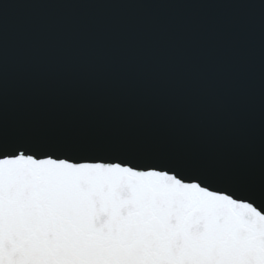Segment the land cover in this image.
<instances>
[{"label":"snow or ice","instance_id":"snow-or-ice-1","mask_svg":"<svg viewBox=\"0 0 264 264\" xmlns=\"http://www.w3.org/2000/svg\"><path fill=\"white\" fill-rule=\"evenodd\" d=\"M0 264H264V44L258 114L192 65L89 70L10 106L5 47Z\"/></svg>","mask_w":264,"mask_h":264},{"label":"water","instance_id":"water-1","mask_svg":"<svg viewBox=\"0 0 264 264\" xmlns=\"http://www.w3.org/2000/svg\"><path fill=\"white\" fill-rule=\"evenodd\" d=\"M261 3L0 0V10L7 9L0 62L6 47L10 106L24 103L33 85H51L89 70L150 74L183 72L192 65L213 75L219 67L238 78L258 114Z\"/></svg>","mask_w":264,"mask_h":264}]
</instances>
